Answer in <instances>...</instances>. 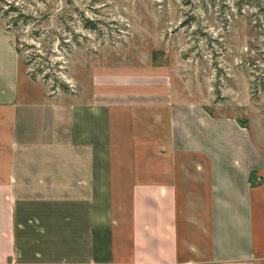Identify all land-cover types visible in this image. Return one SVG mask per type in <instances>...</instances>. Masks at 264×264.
Returning <instances> with one entry per match:
<instances>
[{
  "label": "crops",
  "instance_id": "0c3cea01",
  "mask_svg": "<svg viewBox=\"0 0 264 264\" xmlns=\"http://www.w3.org/2000/svg\"><path fill=\"white\" fill-rule=\"evenodd\" d=\"M21 61L0 17V264H264V152L235 116L162 69L57 92Z\"/></svg>",
  "mask_w": 264,
  "mask_h": 264
},
{
  "label": "rangeland",
  "instance_id": "374dc122",
  "mask_svg": "<svg viewBox=\"0 0 264 264\" xmlns=\"http://www.w3.org/2000/svg\"><path fill=\"white\" fill-rule=\"evenodd\" d=\"M0 17L22 72L51 90L90 82L91 67L162 69L264 152V0H0Z\"/></svg>",
  "mask_w": 264,
  "mask_h": 264
},
{
  "label": "trees",
  "instance_id": "16d2710c",
  "mask_svg": "<svg viewBox=\"0 0 264 264\" xmlns=\"http://www.w3.org/2000/svg\"><path fill=\"white\" fill-rule=\"evenodd\" d=\"M211 112H212V111H211ZM238 121H239V123H240V124H242V123H243V121H242L241 119H239ZM242 125H244V126H245V124H242Z\"/></svg>",
  "mask_w": 264,
  "mask_h": 264
}]
</instances>
